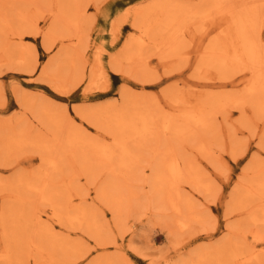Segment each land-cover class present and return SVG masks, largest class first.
<instances>
[{"label": "rangeland", "instance_id": "rangeland-1", "mask_svg": "<svg viewBox=\"0 0 264 264\" xmlns=\"http://www.w3.org/2000/svg\"><path fill=\"white\" fill-rule=\"evenodd\" d=\"M257 1L243 24L239 0H0V264H264ZM143 130L119 186L82 153L138 152ZM160 149L201 182L176 185L184 213L153 185Z\"/></svg>", "mask_w": 264, "mask_h": 264}, {"label": "bare ground", "instance_id": "bare-ground-1", "mask_svg": "<svg viewBox=\"0 0 264 264\" xmlns=\"http://www.w3.org/2000/svg\"><path fill=\"white\" fill-rule=\"evenodd\" d=\"M251 0H239V5L237 6L238 7V11H239V18L241 17V19L243 20V24L245 23V22H247V21H249L250 19H249V14L247 13V11H250L253 7H250V2ZM254 2H256V0H253ZM258 1H260V0H258ZM258 1H257V3H258ZM241 14H242V16H241ZM62 18V17H61ZM247 20V21H246ZM255 39V38H254ZM252 50V49H251ZM259 50V49H258ZM258 50H256V52H255V56H253V60L250 62V64L248 65V69H250L251 70V72H252V74L254 75L255 74V72L257 73L258 72V70L260 69V67H257L258 65H256L255 66V61L254 60H256V59H258V56H259V51ZM246 51V50H245ZM251 53V52H250ZM248 55V54H247ZM146 58L147 57H143V55L142 54H140V53H136L135 52V54H134V59H135V62L136 63H147V60H146ZM259 58H260V56H259ZM249 62V61H248ZM259 62L260 63H262V58H261V60H259ZM141 65V64H140ZM260 65V64H259ZM262 69V68H261ZM253 82H256V78L255 77H253ZM252 82V83H253ZM230 98V97H229ZM146 100V99H145ZM231 100H234V101H237V99H236V97H234V98H232ZM134 101V100H133ZM216 102H217V100H214L213 102H212V104L206 109V110H204L203 112H202V115L199 117L200 119H198L197 120V122L195 121V119H194V121H195V123H188V122H186V121H184L183 120V122H176V123H173V125L170 127V135L172 136V137H180V136H182V135H192L193 133H194V131H196L198 128H200V127H202V126H204V128H205V126L208 124V122L210 121V119L211 118H213V116L215 115V105H216ZM146 108H149V107H147L146 106ZM152 110V109H151ZM148 111V110H147ZM193 111V110H192ZM198 111V110H197ZM200 111V110H199ZM198 111V112H199ZM201 112H199V113H201ZM195 113H197V112H195ZM194 114V113H193ZM138 115V114H137ZM149 115V114H148ZM152 115H153V113H152ZM177 115V114H176ZM196 116H199L198 114L196 115ZM154 117V116H153ZM152 117V118H153ZM177 117H179L180 118V116H178L177 115ZM177 117H175V118H177ZM183 117H184V115H183ZM151 118V119H152ZM178 118V119H179ZM188 118V117H187ZM191 118V117H190ZM160 119H162V118H160ZM159 119V120H160ZM183 119V118H182ZM181 119V120H182ZM189 119V118H188ZM192 119V118H191ZM191 119H189V120H191ZM154 120H156V118L154 119ZM144 121V120H143ZM157 121V120H156ZM167 121V120H166ZM170 121V120H169ZM192 121V120H191ZM191 121H189V122H191ZM137 122V121H136ZM160 122V121H159ZM193 122V121H192ZM155 123V122H154ZM171 123V122H170ZM211 123V122H210ZM128 124H129V122H128ZM132 124H133V121H132ZM144 124H145V121H144ZM161 124V123H160ZM166 124V123H165ZM130 125V124H129ZM138 125V124H137ZM162 125V124H161ZM169 125V124H168ZM141 126V125H140ZM163 126V125H162ZM161 126V127H162ZM167 126V125H166ZM136 128V127H135ZM158 128H160L159 126L157 127V129ZM168 128H169V126H168ZM145 130V129H144ZM143 130V131H144ZM150 130V129H149ZM168 130V131H169ZM199 130V129H198ZM165 131H167V130H165ZM158 132H159V130H158ZM158 132H156L155 130H153V131H151V132H147V131H144V135H142L143 136V138H141V140L140 141H136V143L137 144H134V145H137L135 148H139V145L140 144H142L143 143V140L144 141H146V142H148V141H150L153 137H154V134L155 133H158ZM160 132H161V130H160ZM165 133V132H164ZM141 134V133H140ZM139 134V135H140ZM159 134V133H158ZM136 135V134H135ZM159 135H161V134H159ZM129 138V137H128ZM131 138V137H130ZM139 138V137H138ZM155 139V138H154ZM158 139V138H157ZM127 140V139H126ZM159 141V140H158ZM124 142H125V139H124ZM145 142V143H146ZM165 141H163V143H164ZM167 142V141H166ZM123 143V142H122ZM96 144V143H95ZM94 144V146H91V147H89L88 148V150L86 151L85 150V152H82L83 154H85L86 155V157H87V155H89L90 156V158L92 157L93 158V162L95 163V166H99L100 165V167L101 166H104L106 169H107V171L108 172H110L109 174H110V176H111V180H108V183H109V185H112L113 187H115V184L117 183V181H119V179H117L116 178V176H120V175H123V176H128V173L131 171V169H132V167H133V165L134 166H136L135 165V163L139 160L138 158L141 156L140 155V148H139V151L137 152V150L136 149H134V150H136V152H134V150H133V152H116L117 151V149H116V147L114 146L113 148H109L108 150H104V151H102V149H101V147L97 144V145H95ZM148 144V143H147ZM168 143H165V144H163V145H167ZM53 145V144H52ZM55 145H57V144H55ZM60 145V144H59ZM116 145V144H115ZM118 145V144H117ZM144 145V144H143ZM148 145H150V144H148ZM161 145V144H160ZM54 146V145H53ZM132 146H133V143H132ZM118 147H119V145H118ZM51 148V147H50ZM87 148V147H86ZM166 148L168 149V145L166 146ZM53 149V148H52ZM55 149V148H54ZM57 149V148H56ZM82 149V148H81ZM85 149V148H84ZM105 149V148H104ZM130 149H132V148H130ZM144 149V148H143ZM77 150V149H76ZM168 151V150H167ZM167 151H164V149H163V151H161V149H160V152H155V154L157 155V156H154L155 158V161H156V159L158 160L156 163H157V166L155 167V171H154V176L152 177L153 178V180L152 181H154L153 182V185H154V187L155 188H157L161 193H162V195L163 196H165L164 198H166L169 202H171V205H172V207L174 208V210L176 211V212H182V205H181V202L183 201V202H185V203H187L188 201H187V198L185 199V198H183V196L181 195L180 196V193H179V190H177V186L176 185H178V182L180 181V180H186V181H188L189 183H191L192 185H197V184H201V182H200V180H199V177L198 176H196L195 175V173L196 172H190L189 170L191 169L188 165H185L184 164V170L185 171H183V168H181L180 167V165H179V161L178 160H176V158H174V159H172V160H170V158H168V156L166 155V153H168ZM62 152V151H61ZM142 152V151H141ZM139 153V154H138ZM143 153V152H142ZM57 154V153H56ZM61 154V153H60ZM158 155H159V157H158ZM169 155V154H168ZM55 156H57V155H55ZM58 158V157H57ZM56 157H52V161H51V163H49V165H51V166H55L57 163H58V161H59V158L57 159ZM141 158V157H140ZM146 158V157H145ZM77 160H78V158H77ZM140 160H142V159H140ZM49 161V162H50ZM138 162H142V161H138ZM155 163V162H154ZM47 164V163H46ZM45 164V165H46ZM102 164V165H101ZM137 164V163H136ZM171 166V168H172V173L170 174V173H168V169H169V167ZM46 169V168H45ZM102 169V168H101ZM48 170V169H47ZM132 171H133V169H132ZM131 171V172H132ZM130 172V173H131ZM130 176V175H129ZM47 178V177H46ZM116 179H117V181H116ZM120 179H122V177H120ZM124 181V180H123ZM123 181H121L120 180V183L121 182H123ZM119 183V184H120ZM118 184V183H117ZM119 184L118 185H116V186H119ZM109 185H106V183H105V187L103 188V190L101 191V190H99L100 191V196L103 198V197H105V198H107L109 195V193H108V191H109ZM121 185H124V184H121ZM120 185V186H121ZM173 185H175L174 187H173V192H169V189L170 188H172V186ZM194 185V186H195ZM125 186V185H124ZM123 186V187H124ZM112 187V188H113ZM112 188H110V189H112ZM100 189H101V187H100ZM117 189H118V187H117ZM108 199V198H107ZM187 201V202H186ZM189 204H191V202L189 203ZM183 205H184V203H183ZM188 209V208H187ZM182 213H184V212H182ZM181 213V214H182ZM188 214H189V211H188Z\"/></svg>", "mask_w": 264, "mask_h": 264}]
</instances>
